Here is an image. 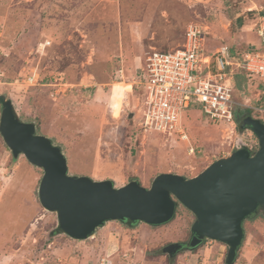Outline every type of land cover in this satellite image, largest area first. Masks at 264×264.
Masks as SVG:
<instances>
[{
  "label": "rangeland",
  "instance_id": "1",
  "mask_svg": "<svg viewBox=\"0 0 264 264\" xmlns=\"http://www.w3.org/2000/svg\"><path fill=\"white\" fill-rule=\"evenodd\" d=\"M263 11L264 0H0V95L61 149L70 176L110 180L115 188L132 180L149 188L161 173L191 178L240 145L255 152L256 137L236 123L233 130L226 121L210 123L198 105L183 115L189 144L143 132L133 79L148 52L179 47L191 22L207 28V50L254 47L253 25ZM33 69L37 83L60 85L61 93L51 98L50 86L15 82ZM256 84L233 99L254 105ZM248 116L264 122L249 110L237 120ZM190 145L198 153L188 155ZM41 177L23 155L13 158L0 136V264H225L227 247L211 240L172 259L161 252L190 237L194 216L181 205L160 226L109 221L73 240L56 231V215L40 205ZM243 229L234 264H264V210Z\"/></svg>",
  "mask_w": 264,
  "mask_h": 264
},
{
  "label": "water",
  "instance_id": "2",
  "mask_svg": "<svg viewBox=\"0 0 264 264\" xmlns=\"http://www.w3.org/2000/svg\"><path fill=\"white\" fill-rule=\"evenodd\" d=\"M240 129L256 137L255 152L240 145L191 178L161 173L149 188L136 180L115 188L110 180L68 175L61 149L38 135L34 123L22 122L10 99L0 95V136L13 158L23 155L42 170L37 196L40 205L56 215L57 232L82 241L109 221L160 226L170 222L181 205L194 222L185 245L171 243L162 248L170 259L211 240L227 247L225 264H234L244 239L243 222L264 210V126L248 116Z\"/></svg>",
  "mask_w": 264,
  "mask_h": 264
},
{
  "label": "built area",
  "instance_id": "3",
  "mask_svg": "<svg viewBox=\"0 0 264 264\" xmlns=\"http://www.w3.org/2000/svg\"><path fill=\"white\" fill-rule=\"evenodd\" d=\"M253 27L259 49L249 47L241 59L232 54L225 44L213 51L207 50L204 37L207 28L194 22L185 26L183 43L179 47L148 52L144 67L140 68L131 85L141 91L139 128L143 132L173 135L189 144L183 115L192 105H198L210 123L226 121L232 130L235 128L234 111L237 107L264 117V11L258 15ZM47 44L45 42L41 46L44 48ZM238 69L243 70L249 80L258 81L260 105L239 103L233 99V74ZM1 77L3 74L0 72ZM18 81L32 87L40 80L37 70L33 69L28 74L19 75L15 82ZM41 85L52 87L51 98L61 93L60 85ZM261 123L264 126V122ZM195 153L198 151L190 145L187 154Z\"/></svg>",
  "mask_w": 264,
  "mask_h": 264
},
{
  "label": "trees",
  "instance_id": "4",
  "mask_svg": "<svg viewBox=\"0 0 264 264\" xmlns=\"http://www.w3.org/2000/svg\"><path fill=\"white\" fill-rule=\"evenodd\" d=\"M237 21H238V25H240L241 20L238 19ZM253 48L257 49V50L259 49V41L258 40H256V43H255ZM229 49H230L232 54H235L239 59H241L242 56H243V53L246 52L247 50H249L250 48L247 46L246 48L242 49L241 51H238V50H236V49H234L232 47H229ZM250 83H251V80H249L246 77V73L243 70H241V69L236 70L234 72V74H233V92L232 93L234 94L235 92L239 91V94L241 96L243 94V92H241L242 89H244V87L249 85ZM256 87H257L256 88V90H257L259 88L258 84H256ZM257 93H258V91H257ZM236 100H238L239 103L243 102V101H241L239 99H236ZM253 104L254 105H260L261 104V100H259L258 97H257V100ZM241 111H248V109H244V108H240V107H237L235 109V111H234V122L236 123V126L239 125V127H240V123L237 120V116H238V113L241 112ZM203 242H205V240Z\"/></svg>",
  "mask_w": 264,
  "mask_h": 264
},
{
  "label": "flooded vegetation",
  "instance_id": "5",
  "mask_svg": "<svg viewBox=\"0 0 264 264\" xmlns=\"http://www.w3.org/2000/svg\"><path fill=\"white\" fill-rule=\"evenodd\" d=\"M259 210H262V209H259ZM259 210H258V211H259ZM189 238H190V237H189ZM188 240H189V239H188ZM187 242H188V241H187ZM187 242H181V243H182L183 245H185Z\"/></svg>",
  "mask_w": 264,
  "mask_h": 264
},
{
  "label": "crops",
  "instance_id": "6",
  "mask_svg": "<svg viewBox=\"0 0 264 264\" xmlns=\"http://www.w3.org/2000/svg\"><path fill=\"white\" fill-rule=\"evenodd\" d=\"M188 137H189V135H188ZM190 139V138H189Z\"/></svg>",
  "mask_w": 264,
  "mask_h": 264
}]
</instances>
